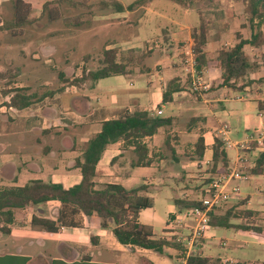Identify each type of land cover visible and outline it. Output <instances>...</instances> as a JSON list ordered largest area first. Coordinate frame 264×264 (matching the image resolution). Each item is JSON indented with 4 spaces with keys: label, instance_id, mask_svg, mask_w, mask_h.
I'll return each instance as SVG.
<instances>
[{
    "label": "crops",
    "instance_id": "1",
    "mask_svg": "<svg viewBox=\"0 0 264 264\" xmlns=\"http://www.w3.org/2000/svg\"><path fill=\"white\" fill-rule=\"evenodd\" d=\"M141 8H144V6ZM114 11H127V7L123 8L118 5ZM129 14L131 13L129 12ZM115 20H120V18H111V21ZM123 22L129 23L126 17L123 18ZM118 24L121 25V22L118 21ZM173 25L176 27H173L174 32L169 34V37L171 41L179 43L178 45L181 48L180 63L177 64L175 56L158 59L155 63L154 71L151 72V69L146 68V72L150 73H147L145 88L140 86L129 90L120 87L115 89L110 86V89L106 92L107 98L104 102L101 98H97L95 93L103 80L112 81V84L118 83L120 84L119 86L123 85L125 78L133 75L132 68L129 69L128 67V75L114 76L96 83H86L80 87H64V85H61L55 89L44 91L40 94L61 90L53 96L45 97L43 100L23 110H16L4 105V103L9 102L10 96H3L2 90L5 88H2L0 90V138L6 136L5 133H2V124L11 122L14 129L7 136H14L13 142L17 146L15 157H20V161L23 163L0 162V184L5 185L0 186V188L20 187L34 180L61 184L65 189L79 184L82 176L80 169L75 168V159L81 157L86 142L100 132L102 123L120 118L126 112L148 111L153 116H159L156 115V111L160 109L163 115L165 110L163 93L166 90L167 83L173 78H179L181 85H184L187 79L191 85L190 87L187 85V91L173 94L170 103L173 104L175 115L171 116L173 121L170 126L174 124L181 114L188 113L190 126L201 122L203 128L207 129V131L198 135L195 139L193 129L187 130L185 133L178 135L179 140L177 141L183 142L186 137L193 138L191 140H193L195 145L199 137L204 138L206 150L202 160L212 166V146L216 138L221 139L224 141L230 161L227 171L235 170L241 172L247 178L244 181L232 182L229 187L234 184L238 185L240 187V197L246 199L250 195L242 194V186L255 177L257 179V191L255 194H257L258 186L261 185L259 184V179L264 176V172L260 175H255L253 170L257 162L253 163L251 159L256 154H259V157L264 154V107L262 110L258 107L259 102L264 103V93L260 92L259 96H255L253 85L247 87L240 95L235 97L233 92L226 88L215 90L214 88L219 81V71L212 67H209L203 75L197 73L201 78L202 86L195 90L192 84V77L187 72L185 65L186 52H188L189 48H193L191 33L188 31L189 38L185 40L183 39L185 34L182 33L186 32L185 30L188 27L181 21H173ZM133 43L129 42L125 45L118 42L108 43L105 44L103 53L104 51L115 49L118 51L119 56L123 49L135 48L132 46ZM136 43L140 44L141 41ZM223 45L229 46L231 44L225 42ZM221 48L220 43L215 42L213 44L209 41L204 51L208 57L212 58L217 55L218 50ZM46 49L47 52L55 48L48 47ZM137 49L142 50V48ZM123 62L127 63L128 66L131 65L128 63V58ZM178 69L182 71V75H178ZM10 88H25L27 93H35L31 92L28 87L11 86ZM75 88L79 89V96L72 98L73 107L69 109V107L65 106V96L67 93L74 92ZM99 102L102 104L100 105ZM251 102L256 103V106L251 105ZM226 104L229 105L227 106ZM255 109H258L260 120L259 127L255 132H252L248 128ZM71 127L79 129V134L68 136L67 133ZM231 127L246 128L250 134L243 141L232 142L228 137V130ZM163 128H160L153 137L143 140V143L148 147V158L151 160V165L146 167L136 166L138 156L133 147L125 148L122 141L109 145L103 152L96 168L95 183L97 188H101L105 184H120L127 189H131L141 185H136L140 178L137 169L148 167L158 169L161 165L163 166L162 161H158L159 157L156 154L154 155V153H159V148H156V146L158 141H160L159 135ZM211 134L212 142L209 144L208 135ZM168 139L171 149L167 148L172 154V159H174L173 157L178 152L177 148L179 145L172 144L169 136H167L165 144ZM5 143V141L0 142V152H3L8 147ZM228 144L231 146L227 147ZM241 144H244L246 148L240 147ZM76 145H79L78 149H76ZM209 146L210 148H208ZM233 148L236 149V153L234 159H231L228 150ZM38 158H41V163H39ZM202 160H200L201 162L193 160V162L198 165L199 162L203 163ZM185 167V165H182V168ZM243 169L249 170V174ZM210 172L207 177L212 175ZM218 173L222 172H216L214 175ZM143 179L145 180V178ZM144 183L154 185L149 182ZM173 207L175 206H171V209ZM61 208L60 203L50 202L28 207L24 210L16 209L15 218L18 223L11 225L10 232L7 234L0 230V263L171 264L169 259H175L178 264H185L184 259L180 257L179 250L173 247H167L163 253H158L131 245H122L113 234V224L109 223L108 228L104 229L96 216L87 218L81 214H67L56 233H49L32 227L31 220L33 217L57 221ZM173 211L169 210L170 216H172ZM139 223H141L140 215ZM165 231L164 236L161 237L162 239L165 238ZM258 240L263 241L261 239ZM203 241L196 250L191 252L190 256L194 254L207 257L203 254L206 239ZM221 245L226 246V242L221 243ZM208 258H211V256ZM211 259H220L222 264L232 263L231 260L221 257Z\"/></svg>",
    "mask_w": 264,
    "mask_h": 264
},
{
    "label": "rangeland",
    "instance_id": "2",
    "mask_svg": "<svg viewBox=\"0 0 264 264\" xmlns=\"http://www.w3.org/2000/svg\"><path fill=\"white\" fill-rule=\"evenodd\" d=\"M16 1L0 0V75H6L5 78L0 77V90L19 86L28 87L31 92L40 94L55 89L63 85L60 73L72 80L83 71L99 69L105 44L115 42L123 45L135 42L132 44L135 48L123 49L119 55L121 61L128 58V63L131 64L128 67L132 68L133 75L125 78V83L121 86L103 80L95 95L104 102L110 86L129 90L140 86L145 88L146 76L150 73L146 72V68L154 71L158 59L175 56L177 64L180 63L179 43L171 41L169 37V34L174 32L173 27H176L173 21H181L188 27L186 32L182 33L185 34L183 39L188 40V31L191 33L193 27L200 22L197 10L203 13L206 20L214 22L209 34V41L213 44L218 42L223 47L225 42H229L232 45L238 31L245 37L250 35L247 28H241L246 24L242 5L239 6L230 0L197 1L198 7L193 9H183L168 0H150L144 8L137 6L132 11L127 6L135 0H21L25 5L20 6L18 16H25L24 23H19L15 17ZM45 4L47 7H44ZM118 5L127 7V11H114ZM113 17H119L120 20L111 21ZM125 17L129 23L123 22ZM139 41L140 44L136 43ZM48 47L55 49L46 52ZM246 52L261 65L264 47L261 50L246 47ZM177 73L183 74L180 69ZM263 74L260 70L248 77L256 82L252 86L255 96H259L260 92L264 93V82L258 83ZM240 94L241 92H233L234 97ZM76 96H79V89L75 88L74 92L67 93L65 106L72 109V98ZM250 104L256 106L254 102ZM174 115L173 104L166 103L161 117ZM189 118L188 113L181 114L172 126L164 127L160 133V141L156 146L159 153L154 155L159 157L158 161H162L163 166L158 169H137L140 178L136 185L149 182L157 186L155 190L145 194L151 200L152 207L140 214V222L151 227L155 238H161L165 229L172 227L169 210H174L172 213L178 211L172 200L179 198L200 201L208 195L207 174L211 170V164H206L205 160H202L203 163L200 161L198 165L193 162L190 157L194 148L191 140L193 138L186 137L183 142L177 141L178 135L187 130L193 129L195 139L207 131L201 122L190 126ZM259 120L258 109H255L249 131H256ZM13 127L11 122L2 124V133L6 136L1 137L0 142L5 141L8 147L0 152V162L22 164L20 157H15L17 146L13 142L14 136H7L12 133ZM67 134L75 136L73 134H79V129L71 127ZM212 134L208 135L209 144L212 142ZM249 134L246 128L231 127L228 130V137L232 142L243 141ZM167 136L171 138L172 144L179 145L174 159L165 144ZM78 148L79 145H76V149ZM228 153L231 159H234L236 149H229ZM258 157L259 154L254 155L251 161L256 163ZM38 159L41 163V158ZM192 163L194 164L191 165ZM182 165L186 167L182 168ZM244 171L249 174V170ZM256 182L257 179L253 177L242 186V194L250 195L248 198L238 197L222 202L213 210L214 216L220 218L229 214L233 225L254 224L264 233V176L259 179L261 185L258 186L257 194ZM173 205L175 207L171 209ZM246 212L251 214L246 215ZM223 242H226V246L221 245ZM174 244L181 254L180 257L185 259V250L178 243ZM203 254L211 258L231 260L230 264H259L264 262V242L236 228L211 227L206 233ZM169 261L171 264H178L175 259Z\"/></svg>",
    "mask_w": 264,
    "mask_h": 264
},
{
    "label": "trees",
    "instance_id": "3",
    "mask_svg": "<svg viewBox=\"0 0 264 264\" xmlns=\"http://www.w3.org/2000/svg\"><path fill=\"white\" fill-rule=\"evenodd\" d=\"M148 1L150 0H135L127 7L132 11L137 6H145ZM168 1L176 3L183 9H193L198 7L197 1L202 0ZM230 1L242 5L246 15V24H243L241 28H247L250 31L249 37H245L241 31H238L232 45L219 49L215 57H208L204 48L209 42V34L214 22L206 20L200 10H197L200 22L192 29L191 37L196 53L197 73L203 75L209 67H212L219 71V81L214 88L215 90L226 88L232 92L240 93L256 83L248 79L251 74L260 70L264 73V54L261 55L262 63L260 65L255 58L252 59L246 52V47H251L254 50H261L264 47V0ZM23 5L25 4L21 0L16 1L15 17L18 18L19 23L25 21V16H18ZM44 7H47V4ZM128 74V64L119 60L117 50L111 49L104 51L99 69L83 71L80 77L72 80H68L63 73H60L59 77L64 87H80L86 83H96L110 77ZM5 76L4 74L0 75L1 78H5ZM262 82H264V74L258 83ZM187 85L189 87L191 85L188 79L184 85H181L179 78L170 80L163 93V103H170L174 93L187 91ZM60 91L29 94L25 88L9 89L8 87L2 90V94L5 97L10 96L9 102L4 103V105L16 110H23ZM258 107L262 110L264 103L259 102ZM172 121V117L162 118L153 116L151 112L141 111L126 112L120 118L103 122L100 132L86 142L81 157L75 161V168L80 169L82 176L79 184L65 189L61 184L34 180L20 187L0 188V230L7 234L10 232V226L18 223L15 218L16 209L24 210L40 204L58 202L62 208L57 221L33 217L31 224L34 229L56 233L67 214H81L87 218L96 216L104 229L108 228L109 223L113 224V234L122 245H131L158 253H163L167 247L177 249L174 242L155 238L151 227L139 223L140 213L152 207L151 200L145 194L155 190L157 186L144 183L127 189L120 184H105L101 188H97L95 183L96 168L103 152L109 145L120 141L124 143L125 148L133 147L135 150L138 156L136 166L146 167L151 165V160L148 158V147L143 143V140L153 137L160 128L170 126ZM169 144L168 139L166 146L171 149ZM205 150V140L199 137L190 157L193 160L200 161L204 157ZM211 162L210 173L212 175L208 177L207 181L209 184L212 180L211 177L216 172H226L229 168L230 161L224 141L221 139L216 138L214 140ZM263 165L264 154L257 160L253 173L255 175L262 174L264 172ZM173 204L178 210L200 208L202 206L200 201L179 198H175ZM213 210L210 212L211 227L236 228L264 241V233L259 227L254 224L233 225L230 222L229 214L217 218L214 216ZM250 214V212H246V215ZM187 264H222V262L220 259H211L193 254L188 258ZM260 264H264V262Z\"/></svg>",
    "mask_w": 264,
    "mask_h": 264
},
{
    "label": "built area",
    "instance_id": "4",
    "mask_svg": "<svg viewBox=\"0 0 264 264\" xmlns=\"http://www.w3.org/2000/svg\"><path fill=\"white\" fill-rule=\"evenodd\" d=\"M185 65L187 72L192 77L194 89L198 90L202 83L201 78L197 75L194 48H189L186 52ZM162 113L160 109L156 111V115L160 116ZM230 146V144L227 145V147ZM240 147L246 148L244 144H241ZM211 179L207 191L208 195L200 200L202 206L200 208H185L173 213L170 220L172 227L167 228L165 231V240L174 241L185 250V264L191 252L196 250L202 241L206 239V233L211 228L210 212L220 206L222 202L240 197V187L236 184L231 187L229 185L232 182L244 181L247 178L243 173L232 170L213 175Z\"/></svg>",
    "mask_w": 264,
    "mask_h": 264
}]
</instances>
